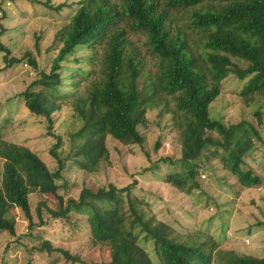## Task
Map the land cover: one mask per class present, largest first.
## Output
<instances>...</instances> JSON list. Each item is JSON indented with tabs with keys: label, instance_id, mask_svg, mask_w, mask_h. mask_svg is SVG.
Returning <instances> with one entry per match:
<instances>
[{
	"label": "rangeland",
	"instance_id": "rangeland-1",
	"mask_svg": "<svg viewBox=\"0 0 264 264\" xmlns=\"http://www.w3.org/2000/svg\"><path fill=\"white\" fill-rule=\"evenodd\" d=\"M77 1L0 0V44L9 50L8 59L23 60L6 66L5 53L0 52V143L29 149L53 173L57 165L50 151L58 142L54 137L57 136L60 144L56 153L60 158H67L62 178L56 181L57 193L64 203L77 200L83 189L95 192L101 188L109 190L113 185L120 200L119 217L128 212V201L136 200L135 204L147 219L163 225L169 241L185 243L205 254L211 252V264H238L244 256L264 258V192L258 183L264 179V95L244 93L252 76L240 79L235 68L232 69L219 84L220 93L209 106V117L223 126L244 124L245 131L237 132L238 138L232 145L240 159L237 172L226 159L228 169L223 168L222 156H230L214 148L203 152L196 166L182 165L180 169L178 128L189 117L177 109L178 94L170 95L162 90H159L155 107L146 111L145 125L139 128L141 144L116 141L108 136L103 140L106 150L95 168L92 171L80 168L76 160L81 161L82 157L76 155V150L85 141L75 137L81 131L82 121L74 111V100L85 96L102 78L103 47L95 52L75 49L60 63V75L66 78L63 85L57 91L43 90L47 104L58 107L52 114L51 131L42 118L29 112L21 94L37 78L38 71L48 74L53 68L70 20L79 8ZM181 13L185 19V11ZM184 19L177 21L178 29L185 31L189 48L199 59L205 33L188 29L183 25L188 23ZM125 35L140 53L145 71L154 76L160 59L151 54L147 36L130 30ZM28 59L36 61L37 70L29 65ZM232 62L240 69L247 68L245 62L236 59ZM206 75L211 82L208 71ZM138 84L139 89L143 88L144 77ZM206 135L214 141L220 140L215 131H207ZM163 159L168 160V164ZM231 160L233 164L237 162L234 157ZM8 162L25 181L33 227H29L28 219L18 206L8 208L14 233L0 230V264H103L110 261L108 249H101L100 244L90 245V209L72 211L69 219L53 218L48 210H58L57 199L39 191L36 171L15 151L6 159L0 156V195L4 194L2 186ZM38 209L43 222L38 217ZM45 241L78 261L66 260L57 251L51 255L39 252L37 248ZM135 241L153 264H162L152 240L141 235Z\"/></svg>",
	"mask_w": 264,
	"mask_h": 264
},
{
	"label": "trees",
	"instance_id": "trees-1",
	"mask_svg": "<svg viewBox=\"0 0 264 264\" xmlns=\"http://www.w3.org/2000/svg\"><path fill=\"white\" fill-rule=\"evenodd\" d=\"M77 3L79 8L70 20V28L53 60V68L48 74L38 71L37 78L21 96L29 112L42 118L47 130L51 131L52 114L58 107L47 104L43 90L57 91L63 85L66 78L60 75V63L75 49L85 48L95 52L98 47H103L102 78L86 91L85 96L74 100V111L82 121L81 131L75 137L85 141L76 150V155L82 157L81 161L76 160L80 168L86 171L95 168L106 150L103 140L108 136L116 141L141 144L139 128L145 125L146 111L155 107L159 90H162L170 95L178 94L177 109L189 117L178 128L180 169L182 165L196 166L203 152L214 148L230 156H222L223 168L228 169L226 159L232 170L237 172L240 159L234 154L232 145L244 124L223 126L209 117V106L220 93L219 84L234 68L240 79L252 76L244 93L259 92L264 95V0H78ZM182 11L187 15L185 19L181 17ZM181 19L188 22L183 24L188 29L205 33L199 59L190 50L185 31L178 29L177 21ZM127 30L147 36L151 54L160 59L154 76L145 71L140 53L125 35ZM0 52L5 53L6 66L23 61L8 59L10 52L1 44ZM232 59L245 62L247 68H238ZM27 62L37 70L35 60L28 59ZM206 71L211 75V82ZM142 77L144 86L139 89L138 80ZM70 94L74 96V93ZM207 131H215L220 140L209 138ZM244 131L242 129L239 134ZM54 137L58 142L50 151L57 165L53 173L26 148L1 142L0 156L6 159L15 151L30 163L38 176L39 191L54 195L58 201V210H48L53 218L69 219L72 211L90 209V245L100 244L101 249L109 250L110 261L103 264H153L135 241L141 235L154 242L162 264H211V252L205 254L185 243L169 241L163 225L147 219L135 204L136 200H129L128 212L119 217L120 200L113 185L109 186V190L101 188L95 192L83 189L77 200L70 199L64 203L57 193L59 187L56 181L62 178L67 158H60L56 153L60 140ZM159 144V141L156 142V148ZM231 157L237 162L233 164ZM163 162L168 164L166 159ZM6 166L2 186L4 194L0 195V230L13 234V223L7 215L11 205L22 210L29 227L32 228L33 224L25 181L12 163L8 162ZM258 183L264 192V179ZM38 217L43 222L39 209ZM37 249L48 255L57 251L66 260L78 261L68 252L53 248L48 241ZM238 264H264V258L244 256Z\"/></svg>",
	"mask_w": 264,
	"mask_h": 264
}]
</instances>
